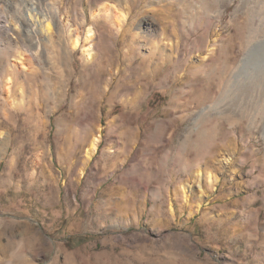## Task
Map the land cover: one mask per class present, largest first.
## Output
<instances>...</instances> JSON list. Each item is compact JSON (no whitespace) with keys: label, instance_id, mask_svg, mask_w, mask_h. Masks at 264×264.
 <instances>
[{"label":"rangeland","instance_id":"rangeland-1","mask_svg":"<svg viewBox=\"0 0 264 264\" xmlns=\"http://www.w3.org/2000/svg\"><path fill=\"white\" fill-rule=\"evenodd\" d=\"M23 1L0 0V264H264V0H54L31 49Z\"/></svg>","mask_w":264,"mask_h":264},{"label":"bare ground","instance_id":"bare-ground-1","mask_svg":"<svg viewBox=\"0 0 264 264\" xmlns=\"http://www.w3.org/2000/svg\"><path fill=\"white\" fill-rule=\"evenodd\" d=\"M250 2H252V0H242V3L244 6L248 5V3H250ZM42 4L43 3L42 2L40 3V0H24L22 3V6L19 7L17 10H15L16 12L14 13V15H12L13 17H12L11 22H12V24H14V29H16L17 36L20 37L21 42L23 44H26V46H29L30 49H31V47L34 48V46L35 47L39 46L40 42L38 41V37H37L38 34L39 35L40 34L50 35V33L53 31L52 25H51V21H52L51 18H52V15L56 14V12L58 11V6L56 5V1L53 0V1H49L47 4L44 3L45 5H42ZM250 5H251V3L249 4V6ZM117 11H118V9H117ZM125 17H126V15L124 13L120 12L119 21H117L118 22L117 28L118 27L120 28L121 22H123L125 20ZM94 38H95V33L92 30V27L90 25H87L84 28V40L88 43L89 46H87V47L82 46L81 47L82 44L80 42L78 35L71 37L70 46L73 50H76L78 47H81L83 52H85V54L87 55L88 59L92 60L94 58L93 55H94V51H95L93 44H92V42L94 41ZM33 48H32V50H34ZM262 58H264V40L259 42L258 50H257V60H260V62H261ZM263 71H264V69H263ZM236 77H238V76H236ZM235 89H237V88H235ZM215 105L218 106V104H215ZM210 108H212V107H210ZM99 143H100L99 134H95L94 136H92V138L90 140V144L88 145V148L85 151L86 156L91 157L96 152V150L98 149ZM221 147H222L221 145L215 144L209 150L208 155L209 156L216 155L217 153H219V150L222 149ZM225 147H227L226 149L229 148V146H225ZM209 176H211V175H209Z\"/></svg>","mask_w":264,"mask_h":264}]
</instances>
